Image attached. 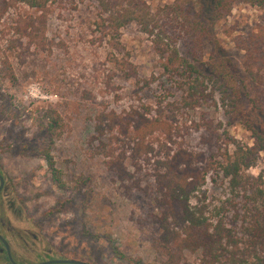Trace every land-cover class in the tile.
Returning <instances> with one entry per match:
<instances>
[{"label": "rangeland", "instance_id": "1", "mask_svg": "<svg viewBox=\"0 0 264 264\" xmlns=\"http://www.w3.org/2000/svg\"><path fill=\"white\" fill-rule=\"evenodd\" d=\"M104 1V8L119 9L126 0ZM140 1L147 3L157 25L153 34L136 22L120 31L136 70L129 79L109 58L115 52L107 42L112 38L98 25L102 0H55L37 44L22 36L18 26L20 16L37 14L34 8L18 3L0 12V161L24 197L27 212L52 240L95 263L264 264V238L247 230L258 211L264 214V202L248 199L243 192L233 194L218 164L227 151H234L228 135L253 145L245 123L264 130V116L253 108L246 87L239 97L233 88L230 96L223 93L227 81L211 59L214 54V63L225 61L246 83L249 63L258 61L254 68L264 75V9L237 1L229 15L211 25L215 0ZM157 44L177 47L200 75L191 74L187 66L167 73ZM7 54L16 79L1 75ZM197 81L201 88L207 85L206 96L197 106H186L189 83ZM258 81L259 90H264V77ZM51 107L64 120L61 135L54 138L44 116ZM144 107L150 108L149 117L162 113L169 125L150 137L156 149L150 159L140 160V170L128 163L134 177L121 180L107 164L109 150L130 154L134 144L122 135L111 144L110 133L97 131L96 117L103 109L122 114ZM47 147L62 188L45 158ZM179 149L202 153L213 164L191 202L205 210L210 233L222 221L233 234L235 244L223 239L217 257H208L201 239L181 248L176 234H165L170 224L164 220L167 201L156 187L154 170L168 151ZM262 169L264 152L248 172L255 176ZM170 227L180 230L176 224Z\"/></svg>", "mask_w": 264, "mask_h": 264}, {"label": "trees", "instance_id": "2", "mask_svg": "<svg viewBox=\"0 0 264 264\" xmlns=\"http://www.w3.org/2000/svg\"><path fill=\"white\" fill-rule=\"evenodd\" d=\"M54 1L55 0H4L3 5H0V12L4 14L10 7H15L18 3H23L34 8L37 14L26 17L20 16L18 26L20 30L19 33L22 36L36 43L35 38L39 34L45 35L47 21L52 13V3H54ZM112 1L113 0H109L107 2ZM237 1H245L253 6H259L264 9V0H215L212 9L211 25H213L215 21L229 15L234 3ZM103 6H105L104 0H102L101 7ZM103 11V13H100L101 21L98 25L103 27L102 32L104 36L112 38L110 39L111 41L107 40V42L115 51L109 55V58H111V62L116 66V69H118L125 78L129 79L133 77V74H136V70L131 61V52L127 50L120 40V31L126 25L136 22L144 32L153 34L155 26L157 25L156 16L149 9L147 3L140 0H126L121 3L119 9H117L116 6H112L111 9L103 7ZM202 35L207 36V33ZM202 38V36L199 37L200 40ZM156 50L165 60L163 62V68L167 73H173L180 67L187 66L192 71L191 74L196 73L200 75L196 66L180 55L177 47L170 48L168 46L164 48L161 47L160 44H157ZM11 53L14 54V52ZM214 56L213 54L211 59L213 60L214 67L219 72V77L223 75V80L227 81L223 93L229 95V93H231V88H233L234 93L239 97L241 96L242 90L246 87L249 91L247 97L252 103L253 108L264 116V90H259L261 85L258 81L261 80L264 75L261 76V73L259 71L256 72L254 68L258 61L248 64L246 70L247 78L250 80L249 83H246V78L241 79L237 77V74L233 72L232 68L225 61L222 60L221 63H214ZM10 58V55L7 54L1 61L3 64L1 75L6 80L16 79V74ZM111 75L112 74L108 75L106 84L110 83ZM145 84L149 85L150 82L145 81ZM206 88L207 85L201 88L199 81L189 83L187 95L184 99L185 105L191 107L197 106V104L200 103L199 100L206 96ZM252 94H255V96H252ZM150 114L151 110L149 107H144L143 110L133 108L131 111H125V113L122 114H118L116 111L112 110L107 112L103 109L96 117L97 131L103 134L110 133L111 135L108 136V138L111 140V144L114 139L119 140L120 135L129 138L134 144L130 154H127L125 150L116 154V152L113 151V147L109 150L108 156L110 159L107 161V164L121 180L132 179L134 177V174L130 173L128 169V163H132L137 170H140V160L144 158L147 160L150 159L149 155L156 150L154 143L149 141L150 137L158 131H165L169 125L168 121L162 120L160 117L162 113H160V116L155 117H149ZM44 116L48 119V131L51 138L60 136L64 127V120L60 112L51 107L45 110ZM245 125L252 133L254 144L242 145L240 141L228 135L229 144L234 146V151L232 153L227 151L224 154V160L218 164L223 175L228 179V185L233 194L240 195L239 193L243 192V195L248 199L262 201L261 203H263L264 169L255 176L251 175L248 170L257 163L260 153L264 152V130L253 125L250 121H247ZM46 152L45 158L53 173L54 180L58 186L62 188L64 183L61 179L59 170L55 166V161L51 156L50 147H47ZM212 166L213 164H209L202 153H194L185 149H179L174 153L168 151L164 157H162V160L158 161V165L154 170L156 187L163 193L167 201V210L164 214V220L166 223L168 222V224H170L165 226V234L169 236L173 233L176 234V237L174 236L176 243L181 248H183L184 245L188 247V244L196 240V242H198V239H201L205 249H208L210 252L209 254L211 257L208 256L209 258L217 257L214 253L218 249L217 245L221 243L223 239L226 238L228 242L235 244L232 238V232H228L225 229L222 221L215 226L214 232L210 233L209 229L211 224L205 216V210L197 205H193L191 202L193 194L203 185L206 180V175ZM172 224H176L181 231L173 230L170 227ZM247 230L256 238H264V214L262 212L258 211V214L254 216ZM235 247L238 248L237 245H235ZM115 252L119 256L124 257L119 250L116 249ZM235 256V254L232 255L233 260H235ZM208 257L206 256L205 258ZM213 262L212 260L211 263ZM167 264H178V262L171 260V262Z\"/></svg>", "mask_w": 264, "mask_h": 264}, {"label": "flooded vegetation", "instance_id": "3", "mask_svg": "<svg viewBox=\"0 0 264 264\" xmlns=\"http://www.w3.org/2000/svg\"><path fill=\"white\" fill-rule=\"evenodd\" d=\"M0 264H98L74 253L33 219L0 161Z\"/></svg>", "mask_w": 264, "mask_h": 264}]
</instances>
